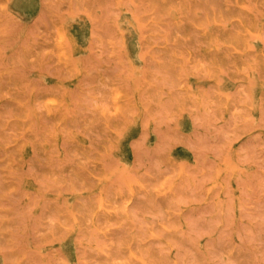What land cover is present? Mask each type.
<instances>
[{
	"label": "rangeland",
	"instance_id": "374dc122",
	"mask_svg": "<svg viewBox=\"0 0 264 264\" xmlns=\"http://www.w3.org/2000/svg\"><path fill=\"white\" fill-rule=\"evenodd\" d=\"M0 264H264V0H0Z\"/></svg>",
	"mask_w": 264,
	"mask_h": 264
}]
</instances>
